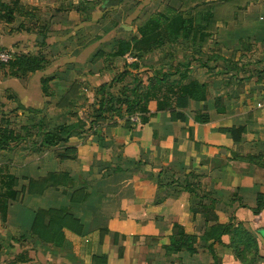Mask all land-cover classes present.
Returning <instances> with one entry per match:
<instances>
[{
	"label": "crops",
	"instance_id": "0c3cea01",
	"mask_svg": "<svg viewBox=\"0 0 264 264\" xmlns=\"http://www.w3.org/2000/svg\"><path fill=\"white\" fill-rule=\"evenodd\" d=\"M128 1L0 0L14 9L10 22L0 21V51L44 61L40 71L24 78L0 68V128L23 139L25 127L36 138L32 144L29 137L1 149L0 166H8L19 187L49 172H66L74 181L71 189L24 194L10 204L6 220L0 219V264H264V200L255 212L258 197H264V0H239L231 6L238 19L217 24L213 44L231 47L233 57L222 54L205 66L203 57L181 63H190V79L207 85L205 103L190 102L186 110L171 114L157 112L150 102L145 124L134 116L128 122L106 116L69 139L72 159L56 157L62 145L39 143L40 121L60 124L53 123L60 117L61 123L77 122L58 104L73 84L80 86L84 100V74L89 77L101 60L92 59L97 48L136 35L133 21L161 5L159 0H132L128 7ZM182 1L188 9L219 0ZM164 4V9H177L181 3ZM107 13L115 18L109 26L103 19ZM92 32L102 34L87 41ZM240 44L248 46V55L241 57ZM88 103L89 109L93 100ZM197 113L208 121L196 123ZM240 126L245 132L236 142L227 130ZM61 207L81 222L82 235L65 231L63 246L54 248L39 242L30 229L38 210ZM174 224L195 239L192 253L166 251ZM218 225L251 235L258 247L255 258L251 250L244 259L235 254L238 235L214 240L211 229ZM19 257L26 262H18ZM94 258L106 262L94 263Z\"/></svg>",
	"mask_w": 264,
	"mask_h": 264
},
{
	"label": "trees",
	"instance_id": "16d2710c",
	"mask_svg": "<svg viewBox=\"0 0 264 264\" xmlns=\"http://www.w3.org/2000/svg\"><path fill=\"white\" fill-rule=\"evenodd\" d=\"M181 3L177 9L166 7L162 11L155 12L143 18L135 19L136 35L128 39H119L114 42L111 47L110 57L112 59H123L132 55L135 59L133 64L129 65L132 70L137 69L138 60L143 59L168 45L182 44L190 46L191 49L200 53L202 48L206 47L208 42L213 38L217 24H226L232 18L236 21L237 13L232 14L231 6L239 5V0H219L210 2H201L188 9L181 7ZM17 5V3H13ZM228 7L231 10L230 16L222 17L221 9ZM183 8V9H182ZM237 10H243L238 7ZM14 9L10 6L0 3V21L10 22L13 19ZM5 12L4 15H1ZM7 13V14H6ZM221 57V56H216ZM101 53L97 52L92 59H102ZM106 58V57H105ZM192 60L194 56L191 57ZM213 57H206L202 61V65H207ZM223 60V59H222ZM44 61L37 57L29 55H13L12 60L8 64H1L0 68L7 67L10 75L17 78H24L29 74L40 71L43 68ZM184 70L181 72L178 68H158L151 71V76H146V81L140 77V73H131L128 70L121 73L116 79L108 84H103L94 92L93 103L89 108V113L85 118L77 116V122L67 124H46L40 121L37 127V137L39 143L48 148L61 147V151L55 152L58 159H72L74 157L73 148L67 147L69 139L75 135H81L87 126L91 127L106 116L125 119L126 122L132 116H137L141 124L148 121L150 112L148 104L155 102L157 112H175L184 111L188 108L190 102L205 103L209 98L206 84H202L195 79L189 78L190 63L181 65ZM128 76L131 80L130 85L121 87L118 92H112L111 85L125 80ZM117 80V82H115ZM114 81V83H112ZM45 91L47 81L42 82ZM78 84H73L66 94L62 97L58 108L67 110L69 114H76L73 111L78 102L81 100V91ZM220 99H215V106L218 107ZM22 108V107H19ZM219 109V108H218ZM217 109V110H218ZM23 110V109H22ZM221 111V110H218ZM30 114H37L32 110H27ZM179 114V113H176ZM181 117V115H176ZM194 121L199 124L206 123L208 117L205 114L197 113ZM88 124V125H87ZM27 138L31 133L27 128L22 129ZM245 132L243 126L231 128L227 133L234 141H239L241 135ZM27 138H21L19 134L8 127L0 128V150L9 148L12 143L18 141H26ZM19 179L16 178L9 170L8 166H0V219L6 220L8 208L11 203L16 202L24 194L30 196L42 195L48 189H57L60 187L71 189L74 185L72 177L66 172H49L45 176L38 179H28L26 186L19 187ZM264 197H258L257 213L263 206ZM73 201V195H72ZM82 224L64 207L48 210H38L32 222L30 233L39 242L54 248H61L65 241V231H69L75 235H82ZM214 240H219L224 234L238 235V239L234 242L235 254L241 259L245 258L246 253L250 252L252 257L258 254V247L255 239L241 229H231L230 226L218 225L211 229ZM240 235L242 236L240 238ZM195 239L184 234L182 227L174 224V234L172 242L166 251L180 252L186 250L192 253V245ZM106 262V258H94L93 262ZM18 262L24 263L26 260L21 257Z\"/></svg>",
	"mask_w": 264,
	"mask_h": 264
},
{
	"label": "rangeland",
	"instance_id": "374dc122",
	"mask_svg": "<svg viewBox=\"0 0 264 264\" xmlns=\"http://www.w3.org/2000/svg\"><path fill=\"white\" fill-rule=\"evenodd\" d=\"M132 0H129L126 4V6L128 5V7L132 6ZM161 5L156 7V4H154L152 6V9H149V13H147L145 15L148 16L150 14H153L157 11H162L164 10V6H166L164 4V2H166V0L164 2H162V0H159ZM169 1V0H168ZM171 1V0H170ZM177 5V4H174ZM155 9V10H153ZM123 11V10H122ZM221 14L222 17H228L231 14V10L228 7H225L223 9H221ZM106 19L107 21V26H109L111 23H115V18H112V15H110L109 13L106 14V16L103 18ZM134 28L136 27V24H133ZM103 30V29H101ZM101 32L98 33H94L92 32L89 36L90 38L87 41H91L93 40L95 37L98 38V36H101ZM213 38L208 42V44L206 45V47L202 48L200 53H197L195 50L191 49L190 46H185L182 44H176V45H168V47H162L161 49H159V51L144 57L141 60H138L135 64H137V69L135 70H131L129 68L130 64H133L134 62H132V55L130 56H126L123 59H112L110 57V54L112 52L111 47H109V45L104 44V45H100L97 50L99 51V53H101L102 55V59L100 61L95 62L92 67L90 64H88V66L90 65V75L89 77L85 75V85H87L88 87H85V91L84 92V100H81L78 102V110L77 112H75L76 114V118L81 117V118H85L89 113V109H88V101L93 99L94 97V90L101 84L103 83H109L111 82L113 79L115 80L117 76H119L121 73H124L125 71H129L131 73H140V77L142 78L143 81H146V76L151 75V71L154 69H158V68H168V69H175L178 68L179 71H183L184 68L181 67V63L187 61L188 59H186L187 57H203L202 61H204L205 57H216V56H220V55H224V57H233V55L231 56V53L229 52L231 47L228 48H222V46H218L213 44ZM241 45V49L240 51H238L241 55V57L243 55H248V51H246V48L248 46L244 45V44H240ZM219 47V48H218ZM223 49V50H222ZM259 54V53H258ZM106 57V58H105ZM185 60V61H184ZM92 73V74H91ZM125 80L119 83H115V85H111L110 86V90L112 92H118L119 89H122L123 87H126L127 85H130V78L128 76L124 77ZM117 82V80L115 81ZM114 83V81L112 82ZM122 87V88H121ZM8 111V110H7ZM48 114H54L53 111H49ZM58 115L62 114L61 112H57ZM13 117V115H12ZM11 118V117H10ZM53 123H61L60 117H56L53 120ZM36 138L35 137H30L29 138V143L32 144L34 142ZM26 143V142H25ZM29 143H26V145L28 146Z\"/></svg>",
	"mask_w": 264,
	"mask_h": 264
},
{
	"label": "built area",
	"instance_id": "2783aa9c",
	"mask_svg": "<svg viewBox=\"0 0 264 264\" xmlns=\"http://www.w3.org/2000/svg\"><path fill=\"white\" fill-rule=\"evenodd\" d=\"M86 3H92L95 0H83ZM13 54L9 50L0 51V63L1 64H8L12 60ZM135 59L132 58V62H134ZM132 119L137 122V116L132 117Z\"/></svg>",
	"mask_w": 264,
	"mask_h": 264
}]
</instances>
